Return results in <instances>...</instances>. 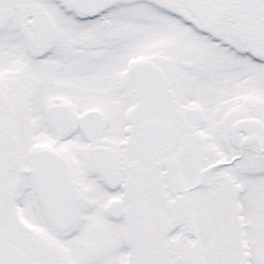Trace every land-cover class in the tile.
I'll list each match as a JSON object with an SVG mask.
<instances>
[{
  "label": "snow or ice",
  "instance_id": "6c2138e0",
  "mask_svg": "<svg viewBox=\"0 0 264 264\" xmlns=\"http://www.w3.org/2000/svg\"><path fill=\"white\" fill-rule=\"evenodd\" d=\"M0 264H264V0H0Z\"/></svg>",
  "mask_w": 264,
  "mask_h": 264
}]
</instances>
